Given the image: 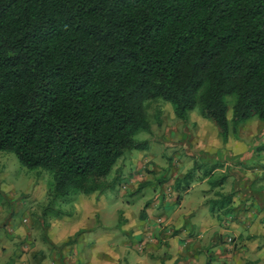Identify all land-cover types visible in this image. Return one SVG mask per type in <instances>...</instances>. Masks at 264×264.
Here are the masks:
<instances>
[{
    "label": "trees",
    "instance_id": "obj_1",
    "mask_svg": "<svg viewBox=\"0 0 264 264\" xmlns=\"http://www.w3.org/2000/svg\"><path fill=\"white\" fill-rule=\"evenodd\" d=\"M157 101L182 121L196 110L223 143L264 123V0H0V152L50 174V203L115 189ZM217 167L211 190L228 178ZM234 194L206 202L218 222Z\"/></svg>",
    "mask_w": 264,
    "mask_h": 264
},
{
    "label": "rangeland",
    "instance_id": "obj_2",
    "mask_svg": "<svg viewBox=\"0 0 264 264\" xmlns=\"http://www.w3.org/2000/svg\"><path fill=\"white\" fill-rule=\"evenodd\" d=\"M145 111L151 131L139 133L136 139L147 141V147L128 152L118 160L108 175L109 181H115V189L105 191L101 197L72 192L50 203L47 196L50 174L42 170L29 171L19 164L13 154L0 152V264H91L88 260L92 256L85 254L92 252L94 242L101 243L103 247V242L108 239L114 243L120 240L137 243V247L146 250L148 256L155 251L157 255H151L153 264H184L182 243L185 246L186 239L194 240L204 230L192 227L188 215L182 227L175 229L186 215L182 194L190 188L189 196H183V201L193 208L196 221L205 216L198 201L204 198L206 204L214 198L215 192L224 190V187L211 190L207 179L202 182L205 179L203 176L213 166L218 167L210 176L212 180L227 175L226 182L232 185H243L245 178L248 182H255L250 167L255 165V161L264 160V153L253 150L256 145L264 149V123L254 117L240 126L238 138L230 132L227 143H223L213 125L200 117L196 110L189 114L186 121L177 119L171 106L163 101L149 103ZM231 113L230 108L228 120ZM176 180H180L178 191L175 189ZM256 186L263 191L264 179L255 182ZM229 188V185L225 187ZM102 202L107 209L102 210L105 207H102ZM48 203L49 210L46 208ZM125 206L130 209L123 210ZM143 209L144 213H141ZM151 209L152 215H147L146 212ZM251 210L252 213L258 211L259 214L252 217L261 223L264 209L253 205ZM236 213L242 212L237 209ZM146 216L151 222L149 225L159 226L165 232L164 255L156 251L155 245L159 241L153 232L147 231L144 233L146 238L136 239V236L144 234L137 233L139 230L134 224L146 221ZM227 218L223 217L220 225H227ZM118 224L124 233L117 228ZM104 225L111 226L113 235L99 237L97 241L88 236L89 231L84 230ZM142 226L141 223L139 227ZM177 235L181 238L185 236L176 242ZM222 235L219 237L221 240L215 238L219 244L214 248L211 245L208 248L190 245L188 249L195 252L203 249L212 254L219 250L224 254L227 252L223 250L224 246H229L228 251L234 253L241 250V244L245 243L239 242L236 236ZM84 242H89V246L82 247ZM244 247H247V252L259 249L256 245ZM263 248H260L259 254L262 257ZM223 261L219 263L228 264L226 259ZM188 262L193 264L190 260ZM92 264L98 263L92 261Z\"/></svg>",
    "mask_w": 264,
    "mask_h": 264
},
{
    "label": "crops",
    "instance_id": "obj_3",
    "mask_svg": "<svg viewBox=\"0 0 264 264\" xmlns=\"http://www.w3.org/2000/svg\"><path fill=\"white\" fill-rule=\"evenodd\" d=\"M258 148H261V150H259ZM254 149H257L261 153H264V149L260 147L259 145L254 146L253 150ZM254 164H255L254 166L252 167L249 166V167L250 169H253L254 175L252 176H254V179H256L255 182H259L262 179H264V160L255 161ZM205 181L206 179H204L202 182H205ZM255 182L254 181L248 182V178H245L244 182L242 183L243 185L241 186L232 185L231 182H226L222 186V188L224 187V190H221L220 192L230 193L231 191H233L235 193L233 196V200H232V204H233V207L235 208V211L230 216H228V218L226 219V221L228 222L227 225H222V224L220 225V223L217 222L216 219L210 214L208 205L204 204V198L203 200L198 201V202L200 204V207L203 208L202 213L205 214V216L204 215H202L201 217L199 216L200 218H197V220L195 221L193 208L189 206L188 202L183 201V196L184 197L189 196L190 188L188 190L186 189L184 193L182 194V196L180 194V196L182 197V205H184L185 207L183 211L186 215L183 216L184 220L181 223V225L177 226L175 229H178V227H182L188 215L190 217L189 222L192 225V227L203 228L204 230L202 234H200V236L198 235L199 238L195 237L194 240L186 239L187 242H185V246H184V242L182 243L183 247L181 248L182 249L181 254L184 257V260L182 261V263L189 264L188 261L190 260V263L192 261L193 264H205L209 258L210 264H220L219 263L220 261L224 263L223 261L224 259L227 260L228 264H239V263L246 264L249 262L252 264H264V257H262V254L259 255L260 248L264 246V218H262L263 221L261 223L258 222V220H254L252 216L254 215L256 217L259 213L258 211H255L252 213V210H251L253 205L255 206L258 205L261 210L264 209V190L260 191L259 190L260 187L258 186L254 187ZM251 184H253V187L251 186ZM228 185L230 188L227 190L225 189V187ZM253 189H255L256 191H253ZM102 201H103V198H102ZM236 201L237 203L235 204ZM102 207H104L102 210L108 208L106 207V204L104 202H102ZM129 209H130L129 206L128 208L127 206H125L123 210L128 211ZM196 209H198V206L196 207ZM237 209L240 210V212L242 213L240 214L236 213ZM146 213L147 215H152V209L148 210ZM146 217H145L146 221L144 220L141 221L143 225L142 228L139 227L141 223L134 224L136 228L139 230L137 231V233L144 234L147 231L153 232V235H155L157 237V240L159 241V243L156 242L157 245H155V247L157 248L156 251L161 253V255H164L165 245L163 243L165 242V240H163V238H166V235H164L165 232L159 226L149 225L151 224V222L148 221V216ZM149 218L151 219V216ZM135 220L140 222V220H138L137 218ZM104 226L105 227L99 226L98 228L95 226H92L84 230L89 231L88 236L96 239L97 241L99 237L113 235L111 234L112 229L109 228L111 226H106V225ZM117 228L121 230V233H124L122 232L123 230L121 229L120 224L117 225ZM137 229H135L134 231H136ZM182 230L184 232L185 230L184 227L182 228ZM167 231L169 232V230ZM222 233L226 234V236H232V235L234 237L236 236L238 237L239 242L241 241L245 242L241 244L243 246L241 250L239 251L236 250L234 253H231L228 251L230 249L229 246H224L225 248L223 247L224 248L223 250H226L227 252L222 254V251L220 252L218 250L215 252V254H212L211 252L210 253L205 252L203 249L198 250V251L196 250V252L188 249L190 245L199 246L201 248L203 247L208 248V246L211 245V247L214 248L216 245L219 244L217 243L215 238L222 237L223 236ZM145 235L146 234L138 235L136 236V239H138L139 241L140 239L146 238ZM184 236L183 238H181L180 235H177L176 242H178L180 238L181 240L184 239ZM108 240H105L103 242V247L101 243L99 245V242H94V244L92 245L93 246L92 252H89V254H85L86 256H89V255L92 256L90 257L91 259L88 260L89 262H91V264H92V261L98 264H121L122 262H123L122 264H153L151 262V259H152L151 255L155 253L154 251L155 249H151L154 252L148 256L146 253V250L141 249L139 246L137 247L136 245L137 243L130 244L125 240H120L118 243L117 242L114 243L112 240L111 241H108ZM219 240H221V238H219ZM161 241H162V244H161ZM260 241L262 244L258 245L257 243ZM245 245L246 246L248 245V247H250L251 245L253 246L256 245V247L257 248L259 247V249L253 252L251 251L247 252V247L246 248L244 247ZM87 246H89V242H86V243L84 242V245L82 247H87ZM161 248L162 250H160ZM262 250H264V248ZM154 255H157V254L155 253ZM242 255L244 256L241 259L242 262H240V257ZM163 259H164V256L162 260ZM128 260H130V262Z\"/></svg>",
    "mask_w": 264,
    "mask_h": 264
}]
</instances>
